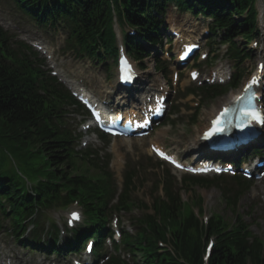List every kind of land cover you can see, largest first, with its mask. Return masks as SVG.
Instances as JSON below:
<instances>
[{"label": "trees", "instance_id": "trees-1", "mask_svg": "<svg viewBox=\"0 0 264 264\" xmlns=\"http://www.w3.org/2000/svg\"><path fill=\"white\" fill-rule=\"evenodd\" d=\"M52 14L63 18L71 27L72 33L84 42H79L86 47L92 43L103 41L109 36V28L101 27L109 24L110 9L114 5L117 9L121 6L129 19L140 30V34L147 40H153L159 34L158 13L163 11L170 1L191 8L198 7L203 13H210L217 19V27L225 30L229 36L242 34L248 38L253 28V15L242 26L237 19L252 0H49ZM50 14V10H47ZM102 27V29H103ZM141 57L143 50L135 48ZM39 71L20 59L16 52L10 48L7 35L0 29V195L10 200L16 220H21L22 215H32L39 208L48 206L52 201L65 200L59 195L61 182L69 190V198L92 200L98 205L91 214L96 220L102 218L105 209V185L99 181L92 183L87 180L88 175L94 170L101 169L93 162L80 158L69 148L67 132L60 131L53 123L50 116L68 95L56 86H50L49 80L42 82L45 93L38 92ZM7 146L21 155L31 158H40L45 153L48 161L45 166L54 172L46 173L49 183L38 184L27 190V182L9 174L5 156ZM38 148V154L33 155L28 149ZM7 150V149H6ZM8 151V150H7ZM9 168V167H8ZM30 173L39 171V168H29ZM103 177L107 176L101 172ZM198 183L197 181H192ZM122 204L125 200L122 199ZM163 218L164 225L152 221L153 235L142 245L140 241L135 246V255L141 253L143 264H170L172 255L160 256L157 252L156 241L167 240L166 228H169L175 237V248L178 255L190 264H201V254L204 244L200 238L198 221L194 212L189 208L183 209L179 197L169 205H161L158 209ZM232 212H235L233 209ZM236 213V212H235ZM164 226V227H163ZM227 230L219 220L213 221L209 231L215 233L217 243L211 257V264H264V247L259 241L248 245L242 233L245 226L239 216H235L232 224L227 223ZM146 232L143 231V234ZM112 264V263H111ZM113 264H120L113 261Z\"/></svg>", "mask_w": 264, "mask_h": 264}, {"label": "rangeland", "instance_id": "rangeland-1", "mask_svg": "<svg viewBox=\"0 0 264 264\" xmlns=\"http://www.w3.org/2000/svg\"><path fill=\"white\" fill-rule=\"evenodd\" d=\"M4 8L5 5L3 4L2 1H0V16H2L4 14ZM171 11V10H170ZM188 15V16H185ZM190 14H181L180 19L184 20V21H191V22H195V20L189 16ZM178 16V15H177ZM179 17V16H178ZM203 20V19H202ZM200 24L203 26L205 25L204 22L199 21ZM27 25V24H26ZM31 27V26H30ZM62 45V38H54L53 40H51V48H55V46H61ZM239 45L241 47L244 46V44H242L241 42L239 43ZM262 46H264V39L261 42V45H259V48H261ZM60 54L62 56H64L65 54L62 53V51L60 52ZM255 56H257V53L254 54ZM67 58V57H65ZM69 58H72L71 55H69ZM73 63H75V65H82V67H84L83 62H79L76 60H73ZM146 66H147V70L145 71V73L143 74V76L140 78L142 81H145V85L149 86V85H153L155 84L154 81L157 78H162L161 75L162 73H158L156 72V70L154 69V64L153 61L151 59V57H149V59L146 61ZM249 64H247V66L245 67V69L243 67H240L241 70H243V75L245 76L242 84L245 82V80L247 79L248 76L247 75V71L249 70ZM76 68V67H74ZM85 68V67H84ZM105 73L108 75V87L110 89V87L112 86L113 83L116 82V75L114 74V71L112 70V68H110V70H105ZM149 74V78L145 79V75ZM186 82H184L185 84ZM241 84V85H242ZM183 85V84H182ZM185 86V85H183ZM156 88V87H155ZM240 87L235 88L230 90L228 93L224 94L222 97H218L215 99H212L210 101H206L205 104H203V107L200 109L197 119L193 122L194 124L191 125L188 122V117H184V113L185 111H182V114L179 115L178 117V122L179 124L177 125V128L172 131L170 130L168 127H162L160 129H157L156 131H154L152 133L151 138L153 137H157L160 132L165 131V130H169L167 131V133L165 135L162 136V139L165 137V141H167L170 146H174V141L177 140H187L190 141L193 137H195L200 131L201 129L205 126V122H206V115L208 112H210L214 107H217L218 104L221 101H229L231 99V97L236 94L239 91ZM188 98L183 100L182 102H186L188 103ZM190 106L195 105V100L190 101L189 103ZM190 113V111H189ZM187 130V133H186ZM185 132V135H183V133ZM98 145H100L99 140H97ZM142 143V141H135L133 147H132V152L131 154L126 153V150L123 149V147L120 146V144H117V148H110L112 149V152H114L113 158L115 159L117 157V155H119L124 161L132 158L130 160V162L134 161L137 163H139L141 165V168L145 171L142 172L141 177L143 179L137 180L136 184H137V189L135 191V196L137 198H146L149 199V193L151 191V189L153 188V183L155 181L156 178L161 176V170L158 169L155 165V159L151 158L149 156V150L147 148H141L138 149L137 146H140ZM147 142H145L146 144ZM96 145V146H98ZM2 147L6 148L5 150V156L7 159V169L9 167V164L12 166V170L13 173L15 174V176L17 178L19 177H30V171L29 168L33 167V166H41V161L37 158H31L25 155H21L20 153H18L17 151L11 150L8 146L7 143L3 144ZM184 147L182 146V149ZM184 151H182L183 153ZM0 153H2V149H0ZM123 155H125V157H123ZM139 161V162H138ZM1 163V161H0ZM125 164H121V165H116L114 164V170L118 173V175H120L121 177V170L124 167ZM1 167L2 169H5V167L2 165L1 163ZM195 191V195L199 194L202 198H203V204H204V210L205 212H207L208 214H211V212L214 211L215 207L222 201V194L221 191L218 187V185L215 186H211L209 188L207 187H200V186H195L194 188ZM181 195L183 197V200H188L190 193H186L185 190H183L181 192ZM249 201L247 202V197L243 198L240 202H239V206H241L240 208L242 210H245L246 212V207L248 206ZM257 211H259V208H256ZM59 213V211H51L49 212V216H56ZM225 216L228 219H232V216L225 212L224 213ZM259 227L253 226L252 229L255 233H257L258 235H262L263 239H264V229L260 230L258 229ZM260 231V232H259ZM24 251H26V253L28 254V256H33L34 253H32L29 249L23 247Z\"/></svg>", "mask_w": 264, "mask_h": 264}, {"label": "bare ground", "instance_id": "bare-ground-1", "mask_svg": "<svg viewBox=\"0 0 264 264\" xmlns=\"http://www.w3.org/2000/svg\"><path fill=\"white\" fill-rule=\"evenodd\" d=\"M191 43V42H190ZM64 77H66V75H63ZM69 82L67 81V84H68ZM96 83H97V86L94 88V89H89L90 91H91V93H93V95H94V97H96L97 95H98V93H100V90H101V92H104V90H103V88H104V86L103 85H101V81L100 80H96ZM141 88H143V87H141ZM96 89H98V91L96 90ZM141 91V90H140ZM98 92V93H97ZM142 92V91H141ZM90 93V94H91ZM241 93V92H240ZM239 93V94H240ZM238 94V95H239ZM237 95V96H238ZM263 101H264V99H263ZM229 103H227V101H221L219 104H218V106L217 107H214L210 112H208L207 113V116H208V119H207V123L210 121V119H212V118H215V116L219 113V111H221L222 110V108H223V106H226V105H228ZM115 117L118 115V113H115V114H113ZM209 120V121H208ZM209 124L210 123H208V124H206L204 127H208L209 126ZM205 128V129H206ZM199 137L198 136H196L195 138H193V140L190 142L191 143V146L189 147V145H188V149H187V152H189V151H193V148H196V147H198L199 145H200V142H199ZM124 141L125 142H127V140H125L124 139ZM200 149V148H199ZM197 154V153H196ZM202 159L201 158H199V161H201ZM23 255H24V253L23 252H21V253H18V254H14V258H15V260L16 261H18V262H24L25 260L23 259ZM11 263H13V260L11 261Z\"/></svg>", "mask_w": 264, "mask_h": 264}, {"label": "snow or ice", "instance_id": "snow-or-ice-1", "mask_svg": "<svg viewBox=\"0 0 264 264\" xmlns=\"http://www.w3.org/2000/svg\"><path fill=\"white\" fill-rule=\"evenodd\" d=\"M261 67H264V65H262ZM253 83H256L255 81V78L253 80ZM251 87V85L249 86ZM240 99H243V98H238V100ZM231 111V109L229 108H225L224 109V112L221 113V117L218 118L216 121H214V125H213V130L212 131H222V129L219 127V125L221 124L222 122V117L227 115L229 112ZM245 113L247 115H250L252 116L253 118L261 121V122H264V111H260V110H257L256 108L254 107H248V106H245V109H244ZM74 216H76L78 218V214H73Z\"/></svg>", "mask_w": 264, "mask_h": 264}]
</instances>
